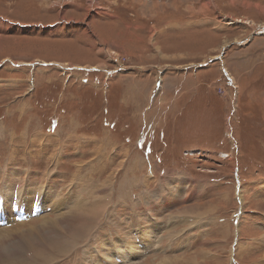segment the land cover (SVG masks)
I'll use <instances>...</instances> for the list:
<instances>
[{"label":"rangeland","instance_id":"rangeland-1","mask_svg":"<svg viewBox=\"0 0 264 264\" xmlns=\"http://www.w3.org/2000/svg\"><path fill=\"white\" fill-rule=\"evenodd\" d=\"M141 1L0 0V233L82 200L21 258L264 264V0Z\"/></svg>","mask_w":264,"mask_h":264},{"label":"bare ground","instance_id":"bare-ground-1","mask_svg":"<svg viewBox=\"0 0 264 264\" xmlns=\"http://www.w3.org/2000/svg\"><path fill=\"white\" fill-rule=\"evenodd\" d=\"M23 186H25V185H19V186L11 187V192L16 193V195H14L16 200L19 198V194L21 193V190H22L21 187H23ZM13 188H14V191H13ZM39 191H41V190H39ZM43 195L44 194H42V196ZM102 196H104V195H100V198H99V196H97V197H98V199H101ZM107 198H109V197H107ZM26 200H27V198H26ZM38 201L39 200L38 199L36 200V198H35L34 202L36 204L38 203ZM81 201L82 200H79V203L77 202L74 205L75 207L72 206L73 208L71 210H69L68 212L60 213L59 214L60 216L57 217L56 220L50 219V215H45L44 219L49 221V225L43 226L36 231H34L32 228H30L26 231L21 232V231H19V228H16L17 231H15V232L6 233V231H5V232L0 233V264H30L26 261V259H24L23 256L21 258V255H23L22 252L23 251L28 252V251H30V249L32 247L42 246L43 244L46 245V243L48 244V246H50L52 244H56L57 248H58L57 251L59 253L61 252L62 249H67V248L71 249V248H74V246L78 245L76 243L70 244V241L73 239V236H77L79 238L82 236L80 238V240H83V237L84 238L86 237L85 236L86 234H84V233L89 231V228H87L84 225L81 226L78 223L77 225H75L76 227L75 226H74V228L72 227V230L69 229L70 230L69 233L65 232L69 235V237L67 239H66V237H64L65 233L63 232L61 234V232H60L61 230H59V228L61 226H63V224H65V227L68 226V224H67V223H69L68 220H71L74 217V215L75 216L78 215L79 218L82 217L81 220L83 221V224L87 223V221H89L88 219H92V218L97 217L99 215V214H97V210H98V212L100 211L99 210L100 208L97 207L98 205L93 203L92 204V205H94L93 209L92 208L88 209L87 207L86 208H80ZM97 208H99V209H97ZM104 208H105V206H104ZM183 214H189L188 209H184ZM60 235H61V237H60ZM57 237H60L61 241L60 240L55 241V242H49L48 241V240H52L53 238H57ZM59 244H61V246H58ZM52 246H54V245H52ZM30 252H32V251H30ZM173 262L174 261H172V263Z\"/></svg>","mask_w":264,"mask_h":264},{"label":"crops","instance_id":"crops-1","mask_svg":"<svg viewBox=\"0 0 264 264\" xmlns=\"http://www.w3.org/2000/svg\"><path fill=\"white\" fill-rule=\"evenodd\" d=\"M118 1H119L122 5L127 4L128 2H131V4H137L138 6H141V7L147 8V9H149V6L152 5V3H147V2H146V4L144 5V4H143V1H141V0H118ZM154 5H155V4H154ZM155 8H156V7L152 8V9L154 10L153 13H155ZM155 30H156V29H155ZM263 32H264V31H262V33H263ZM151 203L154 204L153 202H150V203L148 204L147 208L149 207V210H153V207L151 206Z\"/></svg>","mask_w":264,"mask_h":264}]
</instances>
